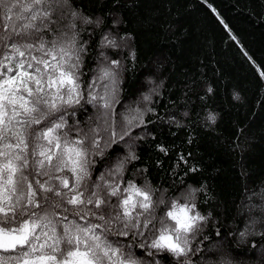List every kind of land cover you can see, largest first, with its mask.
I'll return each mask as SVG.
<instances>
[{
    "label": "trees",
    "instance_id": "16d2710c",
    "mask_svg": "<svg viewBox=\"0 0 264 264\" xmlns=\"http://www.w3.org/2000/svg\"><path fill=\"white\" fill-rule=\"evenodd\" d=\"M62 3V30L76 33L80 44L87 42L81 80H97L103 91L108 81H99L101 70L110 68L113 59L120 61L117 127L121 116L154 109L145 115L152 122L143 131L136 129L143 139L110 146L103 160L95 157L92 179L100 173L111 179L109 168L132 152L139 159L125 163L122 178L159 190L156 197L166 204L158 217L173 200L211 214L192 238V247H199L190 254L192 264H264V0ZM102 53L106 59L100 63ZM85 107L69 125L78 119L84 126L93 113V105ZM193 166L197 170L188 171ZM143 253L136 249L134 255L148 264L151 258ZM157 259L178 264L168 254Z\"/></svg>",
    "mask_w": 264,
    "mask_h": 264
},
{
    "label": "snow or ice",
    "instance_id": "6c2138e0",
    "mask_svg": "<svg viewBox=\"0 0 264 264\" xmlns=\"http://www.w3.org/2000/svg\"><path fill=\"white\" fill-rule=\"evenodd\" d=\"M64 15L62 0H0V264H142L136 249L151 258L148 264H161L157 257L164 254L192 264L190 254L199 250L192 238L210 213L173 200L158 217L166 204L156 197L159 190L122 178L125 163L139 159L132 152L109 168L111 179L103 173L92 179L95 157L103 160L110 146L143 139L136 129L152 122L145 115L154 109L121 116L117 127L120 61L101 70L99 81H108L103 91L97 80L83 82L87 42L62 30ZM85 105L96 112L83 127L78 119L69 125ZM209 119L215 122L214 115Z\"/></svg>",
    "mask_w": 264,
    "mask_h": 264
},
{
    "label": "rangeland",
    "instance_id": "374dc122",
    "mask_svg": "<svg viewBox=\"0 0 264 264\" xmlns=\"http://www.w3.org/2000/svg\"><path fill=\"white\" fill-rule=\"evenodd\" d=\"M105 59H106V55H105L104 53H102V54L100 55V63L103 62V61H105ZM95 112H96V108L93 106V113H92V115H93ZM90 115H91V114H90ZM87 119H88V117H87ZM89 123H90V121H89ZM223 243H224L223 241L220 242L219 244L216 245L217 248H216V247H213V249H218V248L220 247V245L223 244Z\"/></svg>",
    "mask_w": 264,
    "mask_h": 264
}]
</instances>
